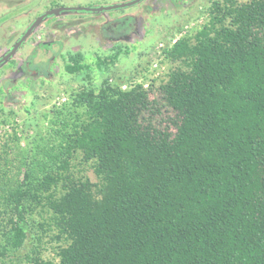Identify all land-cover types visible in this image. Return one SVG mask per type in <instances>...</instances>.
<instances>
[{
	"label": "trees",
	"instance_id": "trees-1",
	"mask_svg": "<svg viewBox=\"0 0 264 264\" xmlns=\"http://www.w3.org/2000/svg\"><path fill=\"white\" fill-rule=\"evenodd\" d=\"M133 1L59 6L35 21ZM167 56L177 66L157 98L141 84L77 93L84 117L73 124L62 114L36 170L5 136L1 257L22 246L26 216L39 207L66 242L57 260L31 264H264V0H211L204 24ZM80 67L77 57L65 65ZM159 102L172 112L164 126L153 119ZM85 163L95 181L74 170Z\"/></svg>",
	"mask_w": 264,
	"mask_h": 264
},
{
	"label": "rangeland",
	"instance_id": "rangeland-1",
	"mask_svg": "<svg viewBox=\"0 0 264 264\" xmlns=\"http://www.w3.org/2000/svg\"><path fill=\"white\" fill-rule=\"evenodd\" d=\"M129 1L0 0V149L1 144L10 145L5 138L10 135L19 140L33 167L42 163L54 141L50 128L59 129L62 114L69 123L75 115L84 117L82 109L72 105L75 95L97 92L104 82L122 89L141 84L157 98L159 84L177 66L167 52L177 39L193 35L204 24L211 0H136L102 11H56L35 22L59 6L104 7ZM118 33L122 36L117 38ZM41 43L51 47L39 48ZM76 57L81 67L67 71L65 65ZM158 107L153 119L164 126L172 112L162 102ZM15 152L10 146L6 154ZM74 170L96 180L89 163L74 165ZM48 216L39 207L28 213L24 243L0 256V264H31L29 258L36 255L57 260V246L66 241Z\"/></svg>",
	"mask_w": 264,
	"mask_h": 264
},
{
	"label": "water",
	"instance_id": "water-1",
	"mask_svg": "<svg viewBox=\"0 0 264 264\" xmlns=\"http://www.w3.org/2000/svg\"><path fill=\"white\" fill-rule=\"evenodd\" d=\"M37 20H38V19H37ZM35 22H36V21H35ZM27 32H28V31H27ZM27 32H26V33H27ZM24 36H25V35H24ZM24 36L21 37L20 41L23 39ZM20 41H19V42H20ZM16 46H17V45H16ZM13 50H14V48L11 50V52H12ZM11 52H10V53H11ZM2 59H3V58H2ZM2 59H1V60H2Z\"/></svg>",
	"mask_w": 264,
	"mask_h": 264
}]
</instances>
